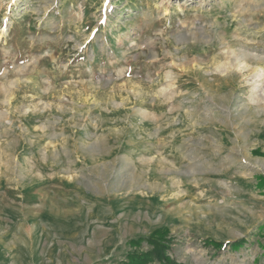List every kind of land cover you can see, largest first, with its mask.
<instances>
[{
    "label": "rangeland",
    "instance_id": "obj_1",
    "mask_svg": "<svg viewBox=\"0 0 264 264\" xmlns=\"http://www.w3.org/2000/svg\"><path fill=\"white\" fill-rule=\"evenodd\" d=\"M260 69L264 0H0V264H264Z\"/></svg>",
    "mask_w": 264,
    "mask_h": 264
},
{
    "label": "trees",
    "instance_id": "obj_2",
    "mask_svg": "<svg viewBox=\"0 0 264 264\" xmlns=\"http://www.w3.org/2000/svg\"><path fill=\"white\" fill-rule=\"evenodd\" d=\"M264 154V153H262ZM257 186L264 193V175L256 176ZM167 229H155L146 238L139 237L136 240H131L133 245H139L141 241H145L150 249L144 252H128L126 254V261L121 264H147L153 261H158L159 264H179L169 254L170 251V238L166 237ZM243 239L235 240L232 242H221L213 239H205V245H211L220 251L226 245L232 249H236L242 245Z\"/></svg>",
    "mask_w": 264,
    "mask_h": 264
},
{
    "label": "bare ground",
    "instance_id": "obj_3",
    "mask_svg": "<svg viewBox=\"0 0 264 264\" xmlns=\"http://www.w3.org/2000/svg\"><path fill=\"white\" fill-rule=\"evenodd\" d=\"M257 73L258 76H261V75H264V70L263 69H260V70H256L255 71Z\"/></svg>",
    "mask_w": 264,
    "mask_h": 264
}]
</instances>
